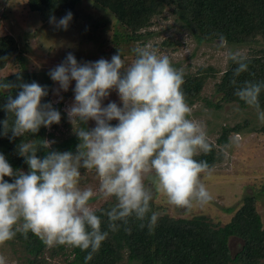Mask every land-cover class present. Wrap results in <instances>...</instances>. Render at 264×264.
<instances>
[{
  "label": "clouds",
  "instance_id": "clouds-1",
  "mask_svg": "<svg viewBox=\"0 0 264 264\" xmlns=\"http://www.w3.org/2000/svg\"><path fill=\"white\" fill-rule=\"evenodd\" d=\"M72 19L69 10L59 20L51 16L49 22L67 30ZM132 52L134 59L127 63L119 49L111 60L83 64L69 52L63 63L49 71L59 85L56 95L67 92L75 81L74 102L66 111L79 143L75 153L50 150L41 157L38 152L50 149V141L22 140L17 152L28 165L27 172L14 169L0 153V246L18 233L26 239L31 233L48 248H79L87 253V261L110 232L122 226L130 231L132 219L151 233L159 220V213L151 209L156 195L162 194L169 205L186 212L211 202L204 181L213 169L207 160L196 157L209 154L214 145L204 127L190 118L183 71L150 46H136ZM229 58L237 65L231 81L236 86V77L249 69L248 57L236 51ZM16 77L20 83L0 80V92L8 93L2 105L8 115L0 121V135L12 140L59 124L61 112L44 102L47 87L23 82L19 72ZM14 88L20 89L15 97L11 95ZM262 89L264 83L245 81L234 94L254 108L264 124ZM113 91L120 103L105 105ZM114 120L118 123L113 124ZM89 121H95V126H82ZM81 169L95 172L98 191L81 186ZM97 196L115 199L104 213L107 230H102V219L91 206ZM0 264H7L2 255Z\"/></svg>",
  "mask_w": 264,
  "mask_h": 264
},
{
  "label": "trees",
  "instance_id": "trees-1",
  "mask_svg": "<svg viewBox=\"0 0 264 264\" xmlns=\"http://www.w3.org/2000/svg\"><path fill=\"white\" fill-rule=\"evenodd\" d=\"M79 0H27L32 12L39 14L42 22L46 23L51 16L61 11L70 10L73 19L77 18V3ZM93 3L112 13L116 22L121 24L125 31L120 35L126 41L140 42L145 33L153 34L151 29L156 17L164 16L171 11L183 23V27L198 42H224L251 44L264 41V0H92ZM119 37V38H120ZM172 46L174 42L165 41ZM14 35L8 33L0 35V71L10 63L19 69L7 75H0L4 82L20 83L16 73L23 77V82H37V75L26 70L27 56ZM249 69L236 77L237 85L245 81L264 83V49L256 53H248ZM235 63L228 62L216 84L218 98L210 102L215 107L225 104L238 103L242 107H249L234 94L236 86L231 84ZM217 69L207 66L196 72L184 73L182 86L187 103L193 106L197 101L206 99L204 88L211 77L215 78ZM49 95L44 102H51L59 110L61 103H53L51 99L52 87L47 86ZM20 89L14 88L11 95L15 97ZM7 92H0V121L7 117L2 105L7 102ZM261 110H264V89L260 95ZM113 124L118 122L112 121ZM247 122H245L246 125ZM56 127L58 124H53ZM242 124L224 126L221 136L217 139L220 145L226 146L231 137L240 133ZM2 127V126H0ZM264 135V125L257 129ZM11 136V133H9ZM53 138L54 134L41 127L36 134L17 137L10 140L0 135V153H3L14 169L28 171L24 158L18 155L17 145L22 140L39 144L40 139ZM79 142L78 137L58 142L54 141L50 149H41L38 155L44 157L48 151H74ZM213 144V143H211ZM214 145V144H213ZM224 153L215 145L212 151L196 157L197 160H207L212 169L223 161ZM12 182V178L5 177ZM256 198L247 196L243 199L241 208L232 216V222L221 226L209 219L194 217H175L166 214L153 201L151 209L159 213V220L155 229L149 233L145 227H139L140 221L130 220V231L122 226L117 232H110L102 243L100 250L90 260L85 259L87 253L79 248L59 246L46 247L37 237L29 233L28 238L20 233L10 242L23 248L25 264H51L50 260L61 258L66 264H119L127 255L132 264H264V221L257 210ZM113 203L95 211L102 219V230H107V216L104 213ZM217 224V225H216ZM235 237L240 240L239 249L233 251L230 240ZM72 257V259H71ZM71 259V260H70Z\"/></svg>",
  "mask_w": 264,
  "mask_h": 264
},
{
  "label": "rangeland",
  "instance_id": "rangeland-1",
  "mask_svg": "<svg viewBox=\"0 0 264 264\" xmlns=\"http://www.w3.org/2000/svg\"><path fill=\"white\" fill-rule=\"evenodd\" d=\"M76 10V20H71L68 29L63 30L49 21L42 22L39 14L29 9L27 0H0V35H14L21 49L26 52V70L36 73L37 83L40 85L51 86L52 102L62 104L59 109L61 122L56 127H47V131L54 134L53 138H47L50 144L54 141L63 142L72 136L77 137L66 111L74 102L75 81H72L67 92L61 90L60 94L56 95L54 89L59 85L49 76V71L63 63L69 52L83 64L101 58L111 60L120 49L122 58L127 63L134 59V47L150 46L158 54L167 55L173 66L183 73L196 72L201 67L211 66L217 69V75L215 78L211 77L204 88L203 95L206 99L190 106V118L204 127L209 142L224 153L223 161L213 168L212 175L204 181L213 198L207 205L195 207L191 212L169 205L162 194L156 195L153 202L166 214L175 217L199 215L200 218L226 226L232 222L233 214L241 208L243 199L253 195L257 200V210L264 221V135L257 131L264 124L257 119L254 108L242 107L238 103L225 104L218 108L209 102H216L218 98L215 83L227 69L230 54L236 51L244 55L256 53L264 49V41L251 44L222 40L200 43L183 27V23L169 8L164 16L154 19L155 23L149 29L153 34L145 33L142 41L129 42L120 37L125 29L115 21L112 13L96 6L92 0H79ZM65 15L66 12L61 11L55 17L59 20ZM168 40L174 44H166L165 41ZM18 69L10 63L0 71V75H7ZM112 101L120 103L115 91L103 103L106 105ZM245 122L247 124L243 125ZM236 123L242 124L244 128L232 136L226 146L220 145L217 139L221 136L222 128L234 126ZM82 126L94 127L95 121H89L87 125ZM76 146L71 152H76ZM81 173V186L92 187L98 191L99 180L95 172L81 169ZM110 203L115 204V199L105 200L97 196L91 201V206L97 211ZM230 244L232 250L236 251L239 249L240 240L233 237ZM25 254L21 246L10 241L0 246V255L6 258L7 264H25ZM50 263L66 264V261L57 258L50 260ZM132 263L125 255L119 264Z\"/></svg>",
  "mask_w": 264,
  "mask_h": 264
}]
</instances>
